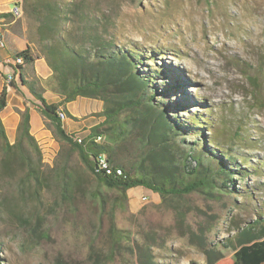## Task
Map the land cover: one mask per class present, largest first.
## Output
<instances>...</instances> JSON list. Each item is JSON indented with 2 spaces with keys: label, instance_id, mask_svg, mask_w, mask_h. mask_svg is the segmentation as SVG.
Listing matches in <instances>:
<instances>
[{
  "label": "rangeland",
  "instance_id": "rangeland-1",
  "mask_svg": "<svg viewBox=\"0 0 264 264\" xmlns=\"http://www.w3.org/2000/svg\"><path fill=\"white\" fill-rule=\"evenodd\" d=\"M56 1L64 8L79 5L86 25L105 28V36L120 48L142 55L145 62L138 71L157 73L150 83V92L158 91L153 104L160 111L165 109L167 118L184 131L177 138L180 145L197 157L202 153L203 166L213 173L220 161L231 169L229 189L221 186L223 180L215 174L216 186L186 196L184 206L188 207L187 223L194 228L206 214L214 216L208 245L223 254L216 264H233L231 249L223 247L225 241L237 227L264 217V0ZM19 6L21 17L6 20L25 30L27 44L34 43L36 22L25 14L22 0ZM68 16L70 26L83 25L74 15ZM30 45L37 53L36 44ZM31 87L27 84L26 90L33 97ZM34 88L42 91L37 85ZM101 105L98 100L79 98L71 109L80 116L92 113L97 119ZM65 120L67 130L74 127L76 121L67 114ZM40 121V115L34 114L32 131L49 171L61 162L58 156L66 146L55 138L47 120L37 131ZM8 133L12 143L16 131ZM138 147L131 138L121 150L128 166L139 162ZM211 151H215L212 158L206 153ZM69 165L84 181L86 192L68 203L51 184L52 190L36 206L26 201V208L42 218L45 239H31L26 231L4 227L1 218L0 264H91L93 252L106 257L112 249L111 217L123 243L150 244L158 264H206L205 255L189 242L187 231L175 228L173 210L157 194L136 187L122 199L117 191L98 184L76 154H70ZM108 264L138 263L120 250Z\"/></svg>",
  "mask_w": 264,
  "mask_h": 264
},
{
  "label": "trees",
  "instance_id": "trees-1",
  "mask_svg": "<svg viewBox=\"0 0 264 264\" xmlns=\"http://www.w3.org/2000/svg\"><path fill=\"white\" fill-rule=\"evenodd\" d=\"M22 4L25 14L36 22V40L29 41L25 49L14 54V60L21 62L16 67L28 68L35 60L44 58L51 77L43 80L32 75L31 93L40 102L39 113L52 125L55 138L66 146V151L62 147L58 156L61 162L57 161L46 171L41 150L30 133L28 110L20 113L12 143L0 118V219H4V227L26 231L31 239L46 238L41 232L44 231L42 218L27 209L25 203L28 200L36 206L52 190L51 184L56 185L59 196L68 203L86 192L84 181L69 165V156L74 153L98 184L117 191L122 199L128 190L136 187L157 194L162 204L173 210L175 228L187 231L189 242L205 255L206 264L220 261L223 254L210 248L207 241L208 232L216 222L214 216L204 214L206 218L192 227L187 223L188 207L184 206V199L191 193L213 189L215 174L223 180L221 186L229 189L226 184L233 183L231 169L220 161L213 173L203 166L202 153L198 158L184 150L177 140L184 131L167 118L165 109L160 111L153 104L158 91L150 92V83L157 73L141 75L138 67L144 64L145 58L131 49L120 48L105 36V28L86 25L85 12L79 5L64 8L56 0H22ZM69 14L83 25L74 26L71 22L70 26ZM10 17V13H0V19ZM30 44H36L37 53ZM34 85L50 91L60 101L47 103ZM77 98L100 101L102 110L98 117L104 118L84 136L82 144L65 132L57 116L62 108L72 118L66 105ZM6 105L7 86H4L0 92V113ZM125 112L128 114L121 120ZM95 136H101L104 141L95 143ZM131 138L138 143L140 159L128 166L121 150ZM199 140L204 138L199 136ZM99 153L105 154L111 168L120 169L122 176L96 171L94 158ZM206 153L211 158L215 156V151ZM100 202L104 208L106 200L102 197ZM108 231L114 236L111 251L106 257L93 252L95 259L91 264H108L120 250L134 256L138 264H158L150 244L123 243L113 217ZM223 247L231 249L233 264H264V217L237 227Z\"/></svg>",
  "mask_w": 264,
  "mask_h": 264
},
{
  "label": "crops",
  "instance_id": "crops-1",
  "mask_svg": "<svg viewBox=\"0 0 264 264\" xmlns=\"http://www.w3.org/2000/svg\"><path fill=\"white\" fill-rule=\"evenodd\" d=\"M14 3L15 5L20 4V0H0V13H9V5ZM14 21L7 22L6 19H0V33L5 41V48H0V79L2 81L1 90L5 85V76L14 75L13 87H7V105L0 113V118L5 126V130L8 133L10 131L15 134L17 125L20 120V113L28 110L30 115V133L34 136L35 132L32 131V117L35 114L40 115V123L37 129L40 130L43 126L45 118L38 111L39 101L27 91V84L32 81V75L39 79H49L51 77V70L46 66L44 58L35 60V62L23 69H18L15 65L14 54L18 51H22L27 47V41L24 29H17L13 27ZM41 63V67H37V64ZM19 71V74L17 72ZM46 100L47 103H58L60 101L59 97L53 95L48 90L39 91ZM79 99V98H77ZM76 101V100H75ZM74 101V102H75ZM66 105V109L73 120H75L74 127H70L67 130V124L63 123V128L68 135L78 134L81 136H87L90 133V129L104 120L102 117H91L89 114L87 116H80L71 109V104ZM102 106V105H101ZM95 113V112H93ZM100 113V112H98ZM95 120V121H93ZM84 134V135H83Z\"/></svg>",
  "mask_w": 264,
  "mask_h": 264
},
{
  "label": "built area",
  "instance_id": "built-area-1",
  "mask_svg": "<svg viewBox=\"0 0 264 264\" xmlns=\"http://www.w3.org/2000/svg\"><path fill=\"white\" fill-rule=\"evenodd\" d=\"M11 17L13 18V15H15L16 13H22L21 8L19 5H15L12 7V9L9 11ZM0 36H2V34L0 33ZM5 85L7 87H9L11 85V83L14 81V75H8L7 77H5ZM62 111H64L62 108H59V110L57 111V116L58 119L60 120V122L63 124V120H62ZM73 140L78 143V144H82L83 143V139L84 136L78 135V134H73L72 135ZM102 137L101 136H95L93 137V141L95 143H101ZM94 163H95V167H96V171H105L106 174L111 175L116 174L117 176H122V171L120 169H113L111 168V165L108 161V159L103 158L101 156V153L97 154L94 158Z\"/></svg>",
  "mask_w": 264,
  "mask_h": 264
},
{
  "label": "bare ground",
  "instance_id": "bare-ground-1",
  "mask_svg": "<svg viewBox=\"0 0 264 264\" xmlns=\"http://www.w3.org/2000/svg\"><path fill=\"white\" fill-rule=\"evenodd\" d=\"M21 15H22V13H16L15 15H13V18L14 19H18L19 17H21ZM5 46H6L5 41H4L3 37L0 36V48H5ZM19 64H21L20 61H15V65H19ZM65 118H66L65 111H62V120H63V122L65 121ZM101 156L103 158H106L107 159V157L105 156V154H102L101 153Z\"/></svg>",
  "mask_w": 264,
  "mask_h": 264
}]
</instances>
